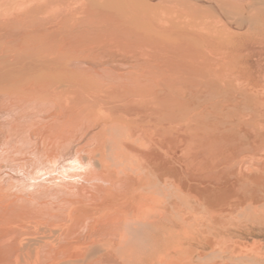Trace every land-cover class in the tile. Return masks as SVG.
Segmentation results:
<instances>
[{
	"label": "bare ground",
	"instance_id": "6f19581e",
	"mask_svg": "<svg viewBox=\"0 0 264 264\" xmlns=\"http://www.w3.org/2000/svg\"><path fill=\"white\" fill-rule=\"evenodd\" d=\"M260 12L264 0H0V75L25 57L77 72L48 66L0 90V264H195L187 241L221 253L207 264H264L262 252L226 256L213 243L216 221L264 183V166L197 168L202 155L225 163L213 117L227 110L213 113L196 68L212 72L214 55L252 41L225 31L264 35Z\"/></svg>",
	"mask_w": 264,
	"mask_h": 264
},
{
	"label": "rangeland",
	"instance_id": "374dc122",
	"mask_svg": "<svg viewBox=\"0 0 264 264\" xmlns=\"http://www.w3.org/2000/svg\"><path fill=\"white\" fill-rule=\"evenodd\" d=\"M245 1L248 2V0H245ZM260 13L262 14L264 12H260ZM253 24L254 25L257 24V20H253L252 25ZM238 28L239 27L231 30L230 34L227 33V31H225V32L227 35H233V37L235 39H236V37H240L243 35L245 37H251L252 41L245 43L240 48H237V52L235 54H230L231 56L230 55L224 56L223 54L218 55V53L216 54V56L214 55L212 58L213 60L211 61V62H213V63H211V64H213L212 72H210V71L208 72L206 70H203V69L201 70L199 68H196L197 69V73H196L197 75L196 74L195 75L203 81H205L207 79L206 84L203 86L202 90L203 91H209V92L210 91L215 92V94L213 96L214 98L211 100V105H212L211 110H213V108L216 110V111H213V113L214 112L216 113L218 111L220 112V110L222 112L227 110V112L225 111V113H224V114H227L224 116L225 118L220 117L221 118L220 119V118H217V116L213 117V124L215 125V126L214 125L213 126L216 127V124L218 125L217 127H219V128H220V126H222L221 127L222 129L219 130L218 136H222V135L224 136L226 134L225 135L226 139H223L225 142L223 140L221 141L223 144L222 146L226 147V148H224L223 158L220 159V161L225 160L224 161L225 163L222 162L223 164H221V165H223V166L217 165V164H215L214 166H211L207 163V161H206L207 159L205 158V156L202 155L199 157L200 158L203 157L204 159L203 160L197 159L199 161V163H197V168H201V166H203L202 167L203 169H207V170L209 167L210 168L213 167L212 169L215 168V169H221V170L226 168V170H229L230 172L232 171L235 173H239L241 171V169L243 172H246L245 169H247V171L250 169L251 170L255 169V168L262 169L264 166V101H261L262 105H261V108H259L258 114H260V116L258 115L259 116L258 119L257 118L254 119L252 116L255 112L254 107H253V106H255L254 102L257 100V98L259 99V101L264 100V55H262V54H264V52H263L264 51V45H263L264 44V35H259L257 32H252V30H249V28H247V27H240L239 28L240 30ZM248 32H249V34H248ZM259 41L261 43H259ZM211 47H213V46H211ZM215 50L220 51L221 49L218 50V48H215ZM225 50H226V48H225ZM254 52L260 53V54H256ZM255 56L257 59L255 58ZM244 57H245V59H244ZM34 58L35 57H31V58L25 57V59H23V61H21V62H19V64L17 63L15 65L16 67L12 66L14 68H12V67H11L12 69L8 68L9 70L5 69L6 70L5 73L0 75V80H1L0 81V90H4V91L7 90L8 91V89H5L8 85H9V87H11L12 84L13 85L16 84L15 86H20V85L26 83L27 80L33 79V77H35V78L40 77L41 76L40 73L41 72L43 73L44 72L43 70L46 71V68L48 70V66H49L48 72L54 76H57L61 73H65V72H68V75L71 73L72 74L77 73L75 71V67H73L72 64H70V63H64V64L62 63V64H57V65L52 64L53 65V70H52V68H50V66H52V65L47 63V59H44L45 60L44 61L43 58L41 60H40V58L39 59H34ZM183 60H185V59H182V62H183ZM224 61L225 62L229 61V63H224ZM249 61H251L252 64L254 63L253 65L255 67L254 66L251 67L252 64H251V62L249 63ZM33 62L35 64H33ZM244 62H247L246 63L247 65L244 64ZM24 64H25V67H24ZM250 64H251V66H250ZM17 65L20 66V67H18L19 70L17 68ZM34 65H36V66H34ZM60 65H62V66H60ZM29 67H31V68L27 70V68H29ZM219 67H225V68L230 67V68H232V72L237 73L238 75H222L223 73H221V71L218 70ZM15 68L18 71H20L19 72L20 74L15 73L17 71V70H15ZM23 68H25V69H23ZM56 68H57V71L54 70ZM63 68H65V69H63ZM39 70H41V72ZM63 70L64 71L66 70V71L64 72ZM23 71H25L26 73ZM28 71H29V74H31L33 72L30 75L31 77L28 75ZM52 71H54V72H52ZM252 72H253V74H252ZM24 73L27 75H25ZM45 73H47V72H44L43 74H45ZM245 73H247L246 77H244L245 75H243ZM34 74H36V75H34ZM206 74H207V76H205ZM247 75H249V76H247ZM203 76H205V77H203ZM19 77H21V78H19ZM6 79H8V80H6ZM12 81H13V83H12ZM220 82H222V83H220ZM3 84H5L6 86ZM219 84H221V87ZM212 86H213V88H212ZM9 87H7V88H9ZM213 90H217V91H213ZM197 91L199 92V90H196V92ZM200 92H202V91L200 90ZM242 92H243V95L241 94ZM252 92L255 93L257 96H254V94L251 95L250 93H252ZM187 98L188 97H186V99ZM218 99H220V100H218ZM218 101H221V103L223 105L226 104V106L224 105V108H223V105L220 104V102H218ZM229 103H230V105H229ZM197 107L202 108V105L197 104ZM237 112H239V113H237ZM239 114L241 115L240 117H243V121H245L244 123L246 124L242 128H238V124H237ZM215 118H216V120H215ZM228 118H229V120H228ZM218 120H220V121L223 120L224 121L223 123H225V124H222V123L218 124V122H217ZM200 127L203 129L205 127V125H200ZM223 128H224V130H223ZM230 128H233V129H230ZM207 129H208V131H210L209 128H207ZM200 132L202 135L203 132L201 130H200ZM210 132H207L206 134L213 133V132H211V133ZM233 132L235 134H233ZM232 137L234 139H232ZM228 142H230V143H228ZM227 145H228V147H227ZM255 148H257V149L255 150ZM201 163H203V165ZM199 164H201V165H199ZM204 164H205V166H204ZM206 164H207V166H206ZM216 165H217V167H216ZM236 202H237V205H235ZM240 205H241V207H240ZM263 205H264V183H261L259 188H256L255 191L253 190L247 195L246 200H245V196L243 197V195H242V196H240V198H238V201L236 200L233 204H231V206H229L228 208L226 207V209L222 212L221 219L216 221V225L219 228L220 232L213 239V243L214 244L215 243L220 244L222 249H224V250H226V248H227L228 254L225 253L226 256L232 255V253L229 252V250H231L230 247H232V246H238L240 248L248 249L250 251H256V252L259 251V252L264 253V206ZM234 208L236 210H240V211H236ZM255 208H256V210H255ZM258 211H260V213ZM234 212H235V216L233 214ZM243 214H244V216H243ZM226 217H227V219H226ZM229 218H231V219H229ZM224 221H226V222H224ZM228 225H229V227H228ZM223 227H225V228H223ZM220 233L222 235H220ZM191 244L194 246H192ZM229 244H232V245H229ZM192 250L195 252H193ZM215 250L216 249L214 248V245H213V247L212 246L209 247L208 250H203L201 247H199V241H197V242L196 241H193V242L187 241V243L184 246L185 253H187L188 256H190V257H192V259H194L195 264H207L211 260L218 257L221 253H218V250H216V251ZM203 252H204V255L206 257L203 255ZM194 253H195V255L193 257L192 255ZM183 256L185 257L186 254L183 253L182 255H175V258L178 259V258H182ZM212 262H215V260ZM255 264H260V263L257 262Z\"/></svg>",
	"mask_w": 264,
	"mask_h": 264
}]
</instances>
